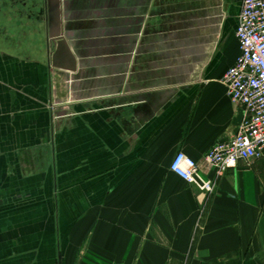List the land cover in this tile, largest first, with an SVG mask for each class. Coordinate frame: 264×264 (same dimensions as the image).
<instances>
[{
  "label": "crops",
  "instance_id": "crops-1",
  "mask_svg": "<svg viewBox=\"0 0 264 264\" xmlns=\"http://www.w3.org/2000/svg\"><path fill=\"white\" fill-rule=\"evenodd\" d=\"M240 2L43 0L0 34V264H264V154L215 178L240 107L223 51H190L223 12L224 74ZM178 150L211 192L169 170Z\"/></svg>",
  "mask_w": 264,
  "mask_h": 264
},
{
  "label": "built area",
  "instance_id": "built-area-1",
  "mask_svg": "<svg viewBox=\"0 0 264 264\" xmlns=\"http://www.w3.org/2000/svg\"><path fill=\"white\" fill-rule=\"evenodd\" d=\"M234 34L239 51L221 82L243 116L231 135L215 141L203 155L215 178L239 160L247 162L264 154V0H241ZM168 167L199 190L214 189V178H205L197 161L181 150L173 155Z\"/></svg>",
  "mask_w": 264,
  "mask_h": 264
},
{
  "label": "rangeland",
  "instance_id": "rangeland-1",
  "mask_svg": "<svg viewBox=\"0 0 264 264\" xmlns=\"http://www.w3.org/2000/svg\"><path fill=\"white\" fill-rule=\"evenodd\" d=\"M223 17V12H215V13H212V17L210 18L211 19V22H212V28H211V32H209V28H208V21L207 20V26H206V31H205V25H203V28H199L197 27V29H192V32H197L196 34H199V35H203L202 37V40H204V43H196V44H192L190 45L191 48H190V51H195L196 53H201L203 55V58H202V62L204 61H207L208 59V56L211 54H215L217 51H223L224 53V59L223 61H228V59L230 58V55L231 52L233 51L234 49V44H233V38L232 36H229L228 38L226 39H223L221 40V34H220V27H221V19ZM223 61H220L219 63V73L216 74V75H213L212 78H216V80L219 82H221V77L223 76V71L225 70V66L223 67V64L224 62ZM223 67V69H222ZM57 75H54V77H56ZM56 86L57 87H60L61 88V85H62V82H61V79L60 77H56ZM58 81V82H57ZM222 83V82H221ZM65 95V93H64ZM59 96L57 95L56 96V101H60L61 99L64 102V104H61L60 106H58V110H63V109H67L68 108V103L69 101L71 100H74V97H66L65 96ZM79 254V260H80V253Z\"/></svg>",
  "mask_w": 264,
  "mask_h": 264
},
{
  "label": "flooded vegetation",
  "instance_id": "flooded-vegetation-1",
  "mask_svg": "<svg viewBox=\"0 0 264 264\" xmlns=\"http://www.w3.org/2000/svg\"><path fill=\"white\" fill-rule=\"evenodd\" d=\"M40 0H0V34L10 36L24 35L23 31L27 22L33 18H38V7ZM13 27H20L17 31H12ZM6 29L9 31L7 32ZM4 30L6 32H4ZM5 35V36H7Z\"/></svg>",
  "mask_w": 264,
  "mask_h": 264
},
{
  "label": "water",
  "instance_id": "water-1",
  "mask_svg": "<svg viewBox=\"0 0 264 264\" xmlns=\"http://www.w3.org/2000/svg\"><path fill=\"white\" fill-rule=\"evenodd\" d=\"M42 4H43V0H40L39 5H42ZM242 116H243V111L242 109H239L236 115V118H235V122L237 124L240 123V121L242 120Z\"/></svg>",
  "mask_w": 264,
  "mask_h": 264
}]
</instances>
